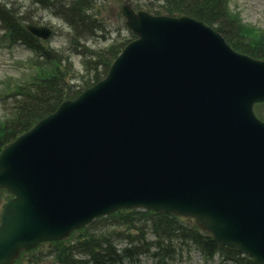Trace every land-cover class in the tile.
Instances as JSON below:
<instances>
[{"label": "water", "instance_id": "95a60500", "mask_svg": "<svg viewBox=\"0 0 264 264\" xmlns=\"http://www.w3.org/2000/svg\"><path fill=\"white\" fill-rule=\"evenodd\" d=\"M121 14L136 39L106 77L0 152V264L123 209L192 219L264 264V61L190 17Z\"/></svg>", "mask_w": 264, "mask_h": 264}, {"label": "trees", "instance_id": "16d2710c", "mask_svg": "<svg viewBox=\"0 0 264 264\" xmlns=\"http://www.w3.org/2000/svg\"><path fill=\"white\" fill-rule=\"evenodd\" d=\"M33 1L42 7H49L54 15L69 25L72 31L70 42L75 49L64 53L44 47L25 30L19 18L0 9V24L8 41L22 43L36 52V60L32 65L35 72L29 76L30 80L0 96V103L9 107L7 117L0 124V152L40 119L54 112L61 102L74 99L83 90L103 79L112 61L129 42L127 38L109 46L105 51L81 46L80 42L99 27L95 26L93 17L89 15L93 0ZM132 2L137 10L145 9L153 15L189 16L200 20L219 32L236 51L264 60V44L257 43L251 48L243 42L247 38L251 39L248 35L250 32L229 11V0H151L144 6H140L138 0ZM71 55L82 57L86 75L89 76L77 91H72L67 83L69 75L74 71ZM92 59L95 61L91 62ZM7 197L8 194L0 190V201ZM185 221L151 211L120 210L75 232L68 240L47 244L51 247V253L45 257H52L47 264H125L138 255H150L155 259L160 257L167 263L188 248L199 252L204 259L222 255L238 264H255L249 257L216 242L193 222ZM121 243L124 245L118 247ZM35 252L36 249L23 253L16 264H20L22 259H26L24 256L29 255L28 264H40Z\"/></svg>", "mask_w": 264, "mask_h": 264}, {"label": "rangeland", "instance_id": "374dc122", "mask_svg": "<svg viewBox=\"0 0 264 264\" xmlns=\"http://www.w3.org/2000/svg\"><path fill=\"white\" fill-rule=\"evenodd\" d=\"M125 0H93L90 16L95 21V26H99L93 34L89 35L80 42L81 46H87L91 50L105 51L109 46L120 43L122 40L134 39L133 34L125 26L124 18L121 15V7ZM132 2V0H127ZM151 0H138L140 6H144ZM133 4V2H132ZM156 4V2H154ZM137 5V1L135 3ZM229 11H233L241 20L246 30L250 32L249 37L243 42L252 46L257 43L264 44V0H229ZM134 8V7H133ZM0 9L8 11L15 18H19L23 25L34 24L37 26H45L52 30V36L46 40H40L41 44L46 48L58 50L60 52L69 53L75 49L71 45V29L67 23L61 18L54 15L49 7H42L40 4L34 3L33 0H0ZM136 9V8H134ZM137 10V9H136ZM145 11V9H144ZM250 28V30L248 29ZM71 31V32H70ZM4 28L0 24V96L13 91L21 83L30 80V75L35 72L33 62L36 60V52L29 49L22 43H11L4 35ZM133 36V37H132ZM229 38H232L228 34ZM233 39V38H232ZM235 39V38H234ZM235 41V40H234ZM79 49V47H76ZM73 64V73L69 75L67 83L72 91L81 89L84 82L88 80L86 68L82 64V57L79 55H71ZM92 59L91 62H94ZM11 107V105H10ZM9 107H5L0 103V124L7 117ZM7 109V110H6ZM255 111L264 117V104L256 106ZM3 203L0 202V212ZM185 222L189 223L190 220ZM75 235V233L73 234ZM72 235V236H73ZM124 245L123 243L119 246ZM51 247L42 244L36 250V257L40 259V264H47L52 260ZM26 259H22L20 264H28L31 255ZM35 264V263H34ZM125 264H238L230 259L224 258L222 255H215L210 259H204L199 252L182 250V254L174 259L168 260L167 263L162 258H153L150 255H138Z\"/></svg>", "mask_w": 264, "mask_h": 264}]
</instances>
